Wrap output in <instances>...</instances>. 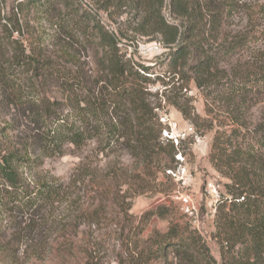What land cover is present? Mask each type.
<instances>
[{
    "label": "trees",
    "instance_id": "1",
    "mask_svg": "<svg viewBox=\"0 0 264 264\" xmlns=\"http://www.w3.org/2000/svg\"><path fill=\"white\" fill-rule=\"evenodd\" d=\"M12 1L27 24L28 17L43 16L62 36L54 56L15 38L22 32L18 21L4 24L0 35V106L22 110L32 143L9 144V126H0V262L105 264L114 234L118 264H264V66L260 59L242 66L245 52L259 56L264 32L230 23L242 11L264 19V0H92L91 9L78 0ZM145 40L169 49L168 67L178 80L205 90L207 116L186 94L172 99L166 90H151L163 79L134 58ZM163 101L196 129L214 131L209 157L227 179L228 193L213 234L220 260L167 203L134 229L121 223L104 232L103 205L91 200V190L100 194L109 185L134 190L121 195L125 202L171 190L167 170L177 161V147L162 137ZM91 143L106 168L91 172L85 155L89 163L75 180L82 190L76 198L61 182L25 178V169L45 157L81 153ZM59 203L65 207L55 214ZM129 209L123 211L129 215ZM152 216L167 219L168 229L141 236Z\"/></svg>",
    "mask_w": 264,
    "mask_h": 264
},
{
    "label": "rangeland",
    "instance_id": "2",
    "mask_svg": "<svg viewBox=\"0 0 264 264\" xmlns=\"http://www.w3.org/2000/svg\"><path fill=\"white\" fill-rule=\"evenodd\" d=\"M78 1H80L85 8H92V0ZM168 10L169 8H165V14L167 17L169 16ZM247 13L242 11L239 16L235 17L230 22L231 26L239 24L240 26L245 25L248 27H255V25H259L260 27H256L257 30H262L264 32V19L257 15H254L251 18V14ZM101 14L105 15L103 12ZM28 18L29 23L27 24V18L22 16L19 10L17 11L12 0H0V35L6 32L4 24L9 27V22L16 24V21H18L19 24L22 25V32L20 34L17 32L14 33L15 38H18L27 46L35 47L41 44L49 55L56 54L57 51L61 49L60 41L62 32L50 21L43 18V16H33ZM39 35H41V38L38 39ZM133 49L134 48L131 47L129 53L132 54ZM6 52V59H10L12 52L10 53L8 50H6ZM134 52H136L134 53V58L136 60L151 66L150 72L152 73V77L155 74H159L163 79V81L158 84L151 86L153 92L160 91V93H162L163 90H166V94L172 99L186 94L192 98L196 112L202 117L207 116L205 111V90L197 88L193 82H189L188 84L182 82L181 79L178 80V76L176 77L174 74H171L168 67V48H165L158 40H145L138 44V48L137 50H134ZM243 55V67L249 68L259 59L260 61L258 63L264 66V47L260 49L258 57L251 55L249 52H245ZM82 59L85 60L88 58L87 56H83ZM234 62L236 61L234 60ZM237 64L241 65V62L237 61ZM165 81H170V83L166 85L163 83ZM180 86H183L181 87L183 88L181 91ZM50 96L53 99L55 93H51ZM163 105L164 108L158 111L159 114L160 112H164L168 116L169 122L165 125L163 124L165 128L169 131L175 130L184 134V137L180 138V143L177 146V153L181 152L184 160L181 162L175 155L177 161L174 163L173 168L168 169V171L173 170L176 172L177 176H174L167 171V175L170 176L173 183L171 190L169 189L165 193L146 192L133 198H127L125 202L124 198L121 200V195L125 191H128L117 190L113 188L112 185H109L107 190H102L100 194L96 193L99 190H91V195L93 196L91 200L95 205H99L100 203L103 205V221L101 226H105V229L103 230L104 232L111 231L114 228L116 229L115 225L121 223L127 229H134V225L136 226L143 222L148 211L156 209L161 204L167 203L179 212V216L184 222H187L189 225L199 230L210 246L213 255L220 260V248L216 239L213 237V234L216 230L215 220L218 207L222 202L221 200L228 195V193L224 186L227 179L221 177L215 170L209 157L214 131L204 129L203 127L196 129L193 123L184 118L182 112L174 105L168 104L165 101H163ZM258 113L259 112H256L255 115ZM0 126H9V144L14 145L15 147H23V144L26 141L28 142V144L26 143L28 146L32 144L29 138L30 136L28 135V126L22 110L15 107L9 108L6 106H0ZM94 147L95 145L91 143L86 147L84 152L80 151L81 153L68 152L61 156L45 157L43 160L39 161L40 164L35 165L30 169H28V167L25 169V178H27V181L31 182H61L70 188L69 190L73 192V196L76 198L82 190L74 185L75 180L78 178L77 175L82 169L81 166L84 167L89 163V161L86 160L85 155H89L91 158V172L102 173L103 167L106 168L105 159L97 157ZM31 150H35L34 147H32ZM122 160L125 164L130 163L125 157H123ZM180 164L182 167H185V173L180 171ZM166 181L167 179L164 181L165 184L169 185ZM77 185H82V183L79 182ZM133 192L134 190H131V192L128 193ZM172 192L173 194L171 196L170 193ZM177 194H187L191 196L192 205L194 207L193 213L186 210L182 200L176 197ZM171 199L174 201L173 204H171ZM127 205L130 207L129 215L127 212L123 211V208ZM56 206L57 208H55L56 210L54 213L58 214L60 210L64 209L65 204L59 203ZM107 224L111 225L112 228L107 227ZM168 225L169 223L167 219L152 216V218L146 223L145 231L141 236H147V234L153 229H158L164 232L168 229ZM139 230L135 231L138 232ZM113 238L114 234L111 237V252L106 259L105 264H118L115 260L120 247H115V239ZM0 264L8 263L0 262ZM35 264L58 263L56 260H53L46 263L35 262Z\"/></svg>",
    "mask_w": 264,
    "mask_h": 264
},
{
    "label": "built area",
    "instance_id": "3",
    "mask_svg": "<svg viewBox=\"0 0 264 264\" xmlns=\"http://www.w3.org/2000/svg\"><path fill=\"white\" fill-rule=\"evenodd\" d=\"M160 121L165 125L168 121V116L167 114H165L164 112H160ZM171 125V123H170ZM163 137L168 139L169 141H171L174 146H178L180 143V138L184 137V134H181L180 132L177 131H169L167 128H164L163 131ZM176 157L178 160H180L181 162L184 160L182 153L179 152L176 154ZM180 171L185 173V167H182V165L180 164ZM168 171V170H167ZM168 173H172L174 176H177V173L174 172L173 170H169ZM176 197L180 200H182L184 207L186 208L187 211L190 212H194V207L192 205V198L190 195L187 194H177Z\"/></svg>",
    "mask_w": 264,
    "mask_h": 264
}]
</instances>
